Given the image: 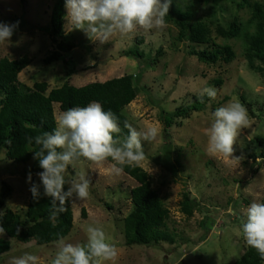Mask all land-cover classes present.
<instances>
[{
    "label": "rangeland",
    "instance_id": "374dc122",
    "mask_svg": "<svg viewBox=\"0 0 264 264\" xmlns=\"http://www.w3.org/2000/svg\"><path fill=\"white\" fill-rule=\"evenodd\" d=\"M54 1L25 0L23 4L20 0H0V23L19 22L10 42L0 43V59L16 60L27 55L31 63L19 73V82L29 87L35 82H46L48 90L64 83L80 87L123 75L133 77L136 97L123 113L138 131L149 127L158 130L156 140L142 141L145 160L139 167L150 176L152 187L164 200L170 216L166 230L172 239V243L155 246H125L122 220L132 209L128 195L137 183L123 172L112 173L109 161L97 166L81 158L69 167L66 179L77 173L86 175L90 180V196L85 201L78 200L75 194L68 198L73 227L65 237L66 242L86 244V228L92 225L101 227L108 242L117 247L115 264H234L249 247L241 230L246 220L243 210L253 201L264 203V159L260 158L264 157V76L248 67L243 57V39L216 38V43L232 46L235 58L230 63L206 65L187 54L188 43L175 42L176 29L171 24L162 30L138 29L129 37L117 34L110 42L100 44L89 40L82 30L71 28L65 7L64 32L76 46L59 61L45 65L43 59L54 45L43 29L49 27ZM257 1L264 4V0ZM236 2L173 0L170 7L192 4L205 21L228 24L236 18L245 23L250 13L237 9ZM140 37L143 43L138 48L144 58L138 61L122 57L137 46L136 38ZM157 50L162 51L160 56ZM149 56L155 58L151 64ZM217 80L222 83L216 85ZM205 87H214L216 98H210L204 110L187 119H177L165 135L163 114L186 106L194 97L201 98L200 92ZM229 101L243 104L250 120V127L241 129L234 144L233 156L241 157L240 161L214 157L206 150L212 113ZM53 107L56 119L61 111L57 104ZM166 142H170V147L164 154ZM166 154L169 164L163 163ZM30 167V163H11L4 151L0 153V191L3 182L11 188L5 206L22 217L29 198ZM37 174L31 175V179L43 187ZM69 186L66 183L64 190ZM184 194L196 204L191 217L181 211ZM7 240L10 248L0 254V264H12L13 258L25 253L37 255L42 264H51L58 251L55 242L36 245L34 241Z\"/></svg>",
    "mask_w": 264,
    "mask_h": 264
},
{
    "label": "trees",
    "instance_id": "16d2710c",
    "mask_svg": "<svg viewBox=\"0 0 264 264\" xmlns=\"http://www.w3.org/2000/svg\"><path fill=\"white\" fill-rule=\"evenodd\" d=\"M20 1L25 4V0ZM65 3L66 0L54 1L49 27L43 29L54 45V49L43 59L45 65L59 61L64 53L72 51L76 46L64 32ZM236 8L249 11L250 17L245 23L236 18L228 24L218 20L205 21L197 15L192 4L184 8L170 7L165 21L176 29L175 42L188 43L187 54L206 65H215L218 62L230 63L235 58L232 46L218 44L215 42L216 38L223 41L242 38L243 57L248 67L254 73L264 76V4L257 0H238ZM136 42L137 46L128 49L122 57L138 61L144 58L143 51L138 48V45L143 43V38H136ZM161 53V50L156 52L158 56ZM154 60L155 58L149 56L150 64ZM30 63L31 59L27 55L16 60L0 59V153L4 151L8 161L23 165L30 163L28 173L31 175L43 171L39 161L33 158V150L39 147L35 144L34 137L46 131L51 132L56 127L54 104H57L59 110L63 112L70 107H84L92 101L99 102L105 111L111 110L118 117L122 129L119 138L123 139L128 135L124 123L129 121L123 110L136 97L131 75H123L104 82H91L80 87L64 83L60 87L48 90L46 82H35L31 87L19 82V73ZM215 83L220 85L222 81L217 80ZM202 99L203 103L201 98L194 97L186 106L164 113L161 120L165 135L167 129L171 128L177 119H187L192 113L204 110L210 98L203 96ZM29 138H33L32 143H29ZM169 147L170 142H166L164 154L168 153ZM262 156L260 155V158L264 159ZM109 162H111L110 158ZM168 162L169 156L166 154L163 163L169 164ZM176 164L179 166L178 161ZM122 172L137 183L128 195L132 209L122 220L124 245L155 246L161 242L172 243L166 230L169 211L163 198L152 187L150 176L139 166H124ZM32 183L39 185L35 179H31L30 188ZM39 191L41 197L38 201L33 199L29 191L26 210L22 217L6 208L11 188L5 182L1 184L0 211H3L4 215L0 217V223L5 228L6 234L0 236V254L9 251L10 243L7 239L21 243L34 241L36 245H46L54 243L61 236L65 238L72 230L73 215L69 201L67 200L65 204L67 211L61 213L53 223L49 218L51 198L43 195V187L40 185ZM194 207H196L195 202L188 194H184L181 211L187 217H191ZM81 213L85 216L83 209ZM18 228L19 232H17ZM234 264H264V260H261L255 249L248 247Z\"/></svg>",
    "mask_w": 264,
    "mask_h": 264
},
{
    "label": "clouds",
    "instance_id": "9594fccd",
    "mask_svg": "<svg viewBox=\"0 0 264 264\" xmlns=\"http://www.w3.org/2000/svg\"><path fill=\"white\" fill-rule=\"evenodd\" d=\"M173 0H66L67 19L71 28L82 30L89 40L104 44L117 34L129 37L138 29L148 32L152 29L165 28V17ZM17 21L14 25L0 23V43L10 42ZM215 99L217 90L205 87L200 92L203 96ZM213 119L207 129V152L214 157L240 161L233 156L234 144L241 129L250 127L246 107L240 102L229 101L212 113ZM128 135L119 138L122 129L118 117L103 106L92 101L84 107H70L56 117V127L34 137L37 149L33 158L39 161L43 171L37 175L43 185V195L51 198L50 219L53 223L61 213L67 211L65 204L75 194L80 201L90 196V180L84 174H75L66 179L70 166H75L83 158L97 166L104 165L111 159L109 169L119 174L124 166L138 167L145 160L142 141L152 142L158 136L155 127L138 131L125 122ZM33 138H29L32 143ZM31 183V173L28 174ZM69 184L67 191L65 184ZM30 192L34 200L41 197L39 185L32 183ZM74 205V204H73ZM4 215L0 211V217ZM246 220L242 224V236L247 246L256 250L264 260V203L253 201L243 210ZM98 224V221L96 222ZM19 232V228L17 229ZM87 243H67L59 237L55 244L57 253L51 264H115L118 249L108 242L105 232L99 226L86 228ZM5 228L0 223V236L5 235ZM12 264H42L40 257L25 253L13 258Z\"/></svg>",
    "mask_w": 264,
    "mask_h": 264
}]
</instances>
